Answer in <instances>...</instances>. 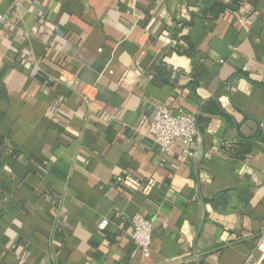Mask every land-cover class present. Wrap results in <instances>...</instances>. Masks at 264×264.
<instances>
[{
    "label": "crops",
    "instance_id": "obj_1",
    "mask_svg": "<svg viewBox=\"0 0 264 264\" xmlns=\"http://www.w3.org/2000/svg\"><path fill=\"white\" fill-rule=\"evenodd\" d=\"M1 13L0 264H264V0ZM153 101L196 116L188 154L150 140ZM135 214L153 223L147 256Z\"/></svg>",
    "mask_w": 264,
    "mask_h": 264
},
{
    "label": "built area",
    "instance_id": "obj_2",
    "mask_svg": "<svg viewBox=\"0 0 264 264\" xmlns=\"http://www.w3.org/2000/svg\"><path fill=\"white\" fill-rule=\"evenodd\" d=\"M7 18L6 13L0 14V21ZM150 140L156 144L161 153H168L175 142L180 141L184 146V152L189 153L188 147L197 137V119L193 113L182 108L173 111L169 101H153L151 103ZM124 183L130 189H137L139 182L131 178L124 179ZM109 219L103 218L98 223V228L103 230ZM131 227L130 239L133 245L144 256L149 255L153 234V223L142 216L135 214L129 218ZM255 251L264 253V225L255 240ZM244 264H261L253 254H249Z\"/></svg>",
    "mask_w": 264,
    "mask_h": 264
}]
</instances>
